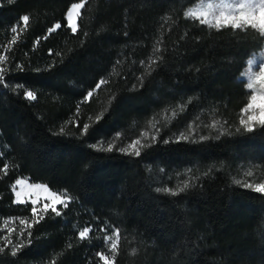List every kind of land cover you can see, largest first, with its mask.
I'll return each instance as SVG.
<instances>
[{
    "label": "trees",
    "instance_id": "1",
    "mask_svg": "<svg viewBox=\"0 0 264 264\" xmlns=\"http://www.w3.org/2000/svg\"><path fill=\"white\" fill-rule=\"evenodd\" d=\"M75 1L0 0V54L10 49L0 65V264H103L96 254L111 258L104 236L114 229L115 264H264V193L243 186L264 180V126L241 125L238 78L263 37L185 17L196 0H84L73 34L65 12ZM144 132L140 156L119 150ZM176 174L191 186L156 191L154 176L172 186ZM18 177L71 200L26 229L33 205L13 201Z\"/></svg>",
    "mask_w": 264,
    "mask_h": 264
},
{
    "label": "snow or ice",
    "instance_id": "2",
    "mask_svg": "<svg viewBox=\"0 0 264 264\" xmlns=\"http://www.w3.org/2000/svg\"><path fill=\"white\" fill-rule=\"evenodd\" d=\"M11 2V0H10ZM84 7V0H81L79 3H73L67 13H66V20H67V27L71 30L73 34L78 32V23L77 19L80 17L81 9ZM218 13V14H217ZM186 17H192L197 20L201 24H207L209 27L214 28H221L226 26H231L233 29H247L252 28L255 29L261 37H264V0H233L232 3H226L225 0H220V3L218 4H212L208 3L206 5H202L201 8L185 12ZM29 16L25 15L20 18L24 25V29L26 30L27 25L29 23ZM61 28V24L57 23L51 28H49L48 32L51 34L52 32H55L57 29ZM17 27L13 26L11 28L12 33H17ZM86 35V34H85ZM18 40V34L13 35L11 38L10 43L15 44ZM39 43V41H37ZM159 43V42H158ZM7 51H10V49H5V54H0V65H6L9 57L6 54ZM161 51L160 47L154 48V54L159 53ZM59 55V53H57ZM161 59V57L156 56L155 59H151L148 63V66L146 67V72L148 74L152 71V65H154L157 60ZM117 63H120V61H117ZM141 64H144V61H141ZM257 64V57L254 55L252 59L248 61V71L244 73L248 77L246 87L249 90H252V95L249 98V102L246 105V108L243 110L245 112L249 110H253L254 108H259V115H248L247 120L242 119L241 125L244 127L245 131L251 132L253 131V125L259 124L261 126H264V94L258 95L254 86L256 84H259L261 89H264V53H261V60L258 65L259 71L253 72V66ZM18 68L22 69L21 65H17ZM7 71L6 67H0V84L5 83V73ZM141 79V84L143 83V78ZM107 80L102 79L99 83L96 84V89H100L102 85L106 84ZM24 96L28 100H35L36 96L32 91H25ZM93 96V91H89L87 95L85 96V100L90 99ZM101 117L97 116V120H99ZM219 125L218 121H213V123L209 126L213 129H217ZM155 127V125H152ZM88 125H84L85 131L87 130ZM191 129V125L189 126ZM222 128V126H221ZM61 132H63V128L61 129ZM156 132H159V129H156ZM226 132V129H223L220 134H224ZM120 136L119 133H117V138ZM142 136L147 139L148 134L142 133ZM189 137L185 134H181V136L178 139H188ZM157 139L156 135H153L151 137V140L155 142ZM201 140L208 139V137H200ZM168 141H165L167 143ZM148 147V144H142L141 140H134L130 145H128L126 148L119 149L121 152H124L126 154H132L129 152V149H134V154L136 156H140V147ZM107 151L113 150V144H109ZM5 168H7V165H5ZM247 175L251 176L252 173L248 172ZM16 185H22L24 181L17 180ZM236 183H240V181H236ZM191 185L188 183V181H185L183 183V187H178L175 190L171 188H157V192H164L167 194H170L172 196L178 195L180 192H183L185 189L190 187ZM246 188L253 189L257 193H264V183H258V184H251L246 183L243 185ZM32 187L35 188H41L43 186L41 185H33ZM45 191L47 189L45 188ZM16 203H25L24 200H22L21 193L16 192ZM71 197L67 196V194H53L51 196V201L44 203L42 209H38L36 207V201H32V222L29 223L26 220H20V223L22 225H25L26 229H31L34 224L39 223L41 220L44 219V214L48 213L49 211L51 213H54L56 216H60L61 212L58 210V205H63L64 207H67L68 203L70 202ZM25 229H21V235H23V232ZM90 232L89 227L83 228V230L79 231L78 235L80 240H84L88 238ZM29 237L31 236V232L28 233ZM105 243L108 245V250L112 254L111 258H109L107 255L103 253H97L96 255L99 257L100 261L103 262V264H115V256L118 252V245L120 241V233L119 229H114L111 235H105L104 236ZM30 242V241H29ZM9 243L11 241L9 240ZM24 246L23 242L15 245L12 249V255H16L17 252ZM71 245H69L70 247ZM0 251H3L2 248H0ZM133 252H135V249H133Z\"/></svg>",
    "mask_w": 264,
    "mask_h": 264
},
{
    "label": "rangeland",
    "instance_id": "3",
    "mask_svg": "<svg viewBox=\"0 0 264 264\" xmlns=\"http://www.w3.org/2000/svg\"><path fill=\"white\" fill-rule=\"evenodd\" d=\"M81 2V0H78V1H75V2H72L71 4H69L66 12H65V20H66V13L69 9V7L73 4V3H79ZM226 3H232L233 0H225ZM208 3H212V4H218L220 3V0H196L195 2H193L191 5H189L188 7H186L183 11V14L185 16V12H188V11H193V10H196V9H199L202 7V5H206ZM218 14V13H217ZM186 17V16H185ZM188 18H192V17H188ZM55 25V24H54ZM53 25V26H54ZM66 25H67V20H66ZM261 53H264V37H263V41H262V44L260 46V48L251 53L244 61V65L241 69V72L239 74V79L244 83V86L245 88L247 89L246 87V84H247V80H248V77L246 75H244V73H246L248 71V61L250 59L253 58V56L255 55L257 57V64L253 66V72H258L259 71V63H260V60H261ZM256 92L258 95L260 94H264V89H261L260 85L259 84H256L254 86ZM248 91V97H247V100H246V103L245 105L241 108L240 110V117H239V121L241 123V120L244 119V120H247V116L248 115H259V108H254L253 110H249L247 112L243 111L245 108H246V105L248 104L249 102V98L250 96L252 95V90H249L247 89ZM187 133H185L186 135H193L195 133L194 130L192 129H187ZM145 133V132H144ZM147 133V132H146ZM148 134V133H147ZM145 139L143 136H142V133H140L139 137L137 138H133L127 142H125L123 144V146L120 147L121 148H126L128 145H130L134 140H142ZM138 147V146H137ZM129 152L130 153H134V149H129ZM124 153V152H123ZM178 174H176V176L174 175V180H172L170 183H172L171 185L172 186H169L166 184L165 181H163L162 179L154 176L152 179H154V183L157 187H162V188H171L173 189L174 187H178L179 184H181L182 181L179 182V179L177 178ZM17 180H22L24 181V183L22 185H16V181ZM246 183H251V184H258V183H264V180H247ZM245 183V184H246ZM33 185H41L43 187L41 188H35V187H32ZM45 188L47 189V191H45ZM16 192H20L21 193V199L24 200L25 202H29L32 204V201L35 200L37 203H36V207L38 209H42L43 207V204L44 203H47V202H50L51 201V196L53 194H61V193H57V192H54L52 190H50L45 184L43 183H40V182H29L26 178H23V177H18L15 179V181L13 182L12 184V194H13V201L15 202L16 201V195L15 193ZM62 195V194H61ZM33 205V204H32ZM9 221H6L2 226H1V229L2 230H5L7 229V225H8Z\"/></svg>",
    "mask_w": 264,
    "mask_h": 264
}]
</instances>
